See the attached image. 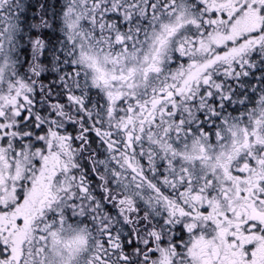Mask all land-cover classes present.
Instances as JSON below:
<instances>
[{
    "label": "snow or ice",
    "instance_id": "obj_1",
    "mask_svg": "<svg viewBox=\"0 0 264 264\" xmlns=\"http://www.w3.org/2000/svg\"><path fill=\"white\" fill-rule=\"evenodd\" d=\"M0 264H264V0H0Z\"/></svg>",
    "mask_w": 264,
    "mask_h": 264
}]
</instances>
